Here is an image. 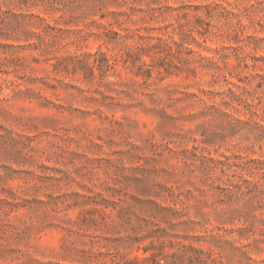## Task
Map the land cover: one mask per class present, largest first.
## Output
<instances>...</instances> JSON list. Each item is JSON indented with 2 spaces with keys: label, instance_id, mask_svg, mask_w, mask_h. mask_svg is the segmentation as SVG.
I'll return each instance as SVG.
<instances>
[{
  "label": "rangeland",
  "instance_id": "374dc122",
  "mask_svg": "<svg viewBox=\"0 0 264 264\" xmlns=\"http://www.w3.org/2000/svg\"><path fill=\"white\" fill-rule=\"evenodd\" d=\"M0 264H264V0H0Z\"/></svg>",
  "mask_w": 264,
  "mask_h": 264
},
{
  "label": "clouds",
  "instance_id": "9594fccd",
  "mask_svg": "<svg viewBox=\"0 0 264 264\" xmlns=\"http://www.w3.org/2000/svg\"><path fill=\"white\" fill-rule=\"evenodd\" d=\"M106 8V5H101L99 9H97V11H100L101 9Z\"/></svg>",
  "mask_w": 264,
  "mask_h": 264
}]
</instances>
